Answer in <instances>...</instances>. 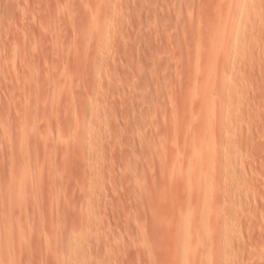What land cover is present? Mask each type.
<instances>
[{
    "label": "rangeland",
    "instance_id": "rangeland-1",
    "mask_svg": "<svg viewBox=\"0 0 264 264\" xmlns=\"http://www.w3.org/2000/svg\"><path fill=\"white\" fill-rule=\"evenodd\" d=\"M0 264H264V0H0Z\"/></svg>",
    "mask_w": 264,
    "mask_h": 264
},
{
    "label": "bare ground",
    "instance_id": "bare-ground-1",
    "mask_svg": "<svg viewBox=\"0 0 264 264\" xmlns=\"http://www.w3.org/2000/svg\"><path fill=\"white\" fill-rule=\"evenodd\" d=\"M237 1H236V3H235V5L234 6H237ZM229 20V21H228ZM227 20V23H226V27H225V25H224V27H225V30H222L221 31V34H223V31L225 32V33H228L229 32V30H230V19H228ZM229 22V23H228ZM224 27H222V29L224 28ZM225 36V35H224ZM230 41L229 40H225V42H222V46L220 45V43H219V45H220V47L218 48V50L219 51H221L220 53H221V59H227V57H228V55H229V53L231 52L229 49H230V46H229V43ZM209 43V42H208ZM217 50V52L215 53V55H216V57L218 56L217 54H219L220 55V53H219V51ZM223 52V53H222ZM190 53V52H189ZM222 56H223V58H222ZM218 58V57H217ZM218 64H219V62H217ZM217 64V65H218ZM216 66V65H215Z\"/></svg>",
    "mask_w": 264,
    "mask_h": 264
}]
</instances>
